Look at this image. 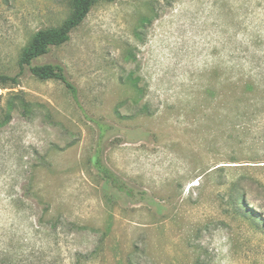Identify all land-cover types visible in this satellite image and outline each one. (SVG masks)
Here are the masks:
<instances>
[{
	"label": "rangeland",
	"instance_id": "obj_1",
	"mask_svg": "<svg viewBox=\"0 0 264 264\" xmlns=\"http://www.w3.org/2000/svg\"><path fill=\"white\" fill-rule=\"evenodd\" d=\"M70 9L0 0V70ZM34 62L77 93L0 84V264H264V0H100Z\"/></svg>",
	"mask_w": 264,
	"mask_h": 264
},
{
	"label": "trees",
	"instance_id": "obj_2",
	"mask_svg": "<svg viewBox=\"0 0 264 264\" xmlns=\"http://www.w3.org/2000/svg\"><path fill=\"white\" fill-rule=\"evenodd\" d=\"M100 0H69L70 13L58 26H51L37 30L30 41L22 48L18 59V72L14 75H9L0 70V84H18L19 77L23 73L24 69H28L35 77L39 79H55L65 85V87L76 95L77 89L74 84L67 78L65 70L62 65L58 63H42L38 64L34 61L47 54L52 46H59L67 42L72 31L77 28L83 20L86 18L92 7ZM113 1V0H103ZM252 81H245V85L242 86L243 93L251 92L257 88L255 85H251ZM232 88V99H235L237 93L236 83L230 84V90ZM255 98V95H254ZM238 103L241 102L239 98ZM242 102H245V95ZM242 115V113H240ZM93 164L101 176L110 183L117 190L132 195L133 191L126 185L115 173L111 171L101 160L99 151L94 154Z\"/></svg>",
	"mask_w": 264,
	"mask_h": 264
}]
</instances>
